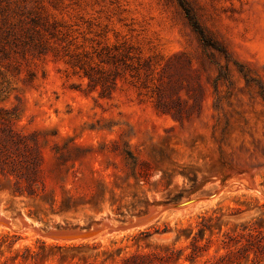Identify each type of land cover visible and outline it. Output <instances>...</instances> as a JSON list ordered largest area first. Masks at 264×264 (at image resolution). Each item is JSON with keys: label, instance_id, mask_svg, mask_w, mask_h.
I'll return each instance as SVG.
<instances>
[{"label": "rangeland", "instance_id": "obj_1", "mask_svg": "<svg viewBox=\"0 0 264 264\" xmlns=\"http://www.w3.org/2000/svg\"><path fill=\"white\" fill-rule=\"evenodd\" d=\"M187 1L229 60L177 0H0V264H120L193 236L194 264L247 243L264 257V0ZM89 64L117 85L90 84ZM148 210L126 231L42 235Z\"/></svg>", "mask_w": 264, "mask_h": 264}, {"label": "trees", "instance_id": "obj_2", "mask_svg": "<svg viewBox=\"0 0 264 264\" xmlns=\"http://www.w3.org/2000/svg\"><path fill=\"white\" fill-rule=\"evenodd\" d=\"M181 8L186 14V17L188 18V21L194 30L196 34L198 35L200 41L202 42L203 46L216 48L220 52H222L225 57L229 60V54L227 52V49L222 46L220 43L215 41L211 36L208 35V33L205 31L204 27L200 24L197 17L192 13V9L190 8V5L187 0H177ZM124 58L127 57V54L121 53ZM109 61L114 64H117L120 60H124V58L118 59L115 55H108ZM83 68V74L84 76L89 78V83L92 84V82H95L96 84H100L102 87V92L106 91L108 89L107 86H110L107 84L108 81H110L111 84L117 85V79L114 77H111V73H107L104 70V68L100 67L98 69L94 70V66L89 64L87 67ZM242 68V67H241ZM242 70V69H240ZM97 73V75H96ZM36 180V179H35ZM26 194H28L30 197H38L39 194L34 189V187L30 186L28 189H26ZM24 190H16L13 192V195H21L24 194ZM56 202V199L53 200L52 204ZM52 208V206H51ZM32 214V213H31ZM151 228L153 226L140 231L138 234L143 235L145 237H150L153 234L156 233H165L168 232L169 229H160L158 227H154V230L152 231ZM180 236H178V239ZM44 245V241H42ZM251 243H247L241 247H239L236 251H229V253L226 254V256H222L217 262L211 263V264H262L264 263V257H259L256 254V250L250 247ZM101 243H92L89 242H82L79 245H73L77 247H90V248H98L100 247ZM260 248L264 247V245H258ZM61 247V246H60ZM163 251H151L148 253H136L132 254L126 258L123 259L122 263L120 264H157V263H172V262H178L180 264H183L184 262L188 261L190 264L195 263V258L201 252L202 248L197 243V237L193 236L192 240L189 242V248L191 249L190 252L184 254L182 253L181 249L174 248L171 244H162L158 246ZM26 250H29L27 248ZM251 252L255 254V257H251Z\"/></svg>", "mask_w": 264, "mask_h": 264}, {"label": "water", "instance_id": "obj_3", "mask_svg": "<svg viewBox=\"0 0 264 264\" xmlns=\"http://www.w3.org/2000/svg\"><path fill=\"white\" fill-rule=\"evenodd\" d=\"M195 202V201H194ZM193 202H190L188 204H191ZM185 204V205H188ZM182 205V206H185ZM177 207L179 204H177ZM154 217V211L148 210V212L142 213L140 215L135 216L134 218L121 222L118 224H113L110 219H105L102 222H95L92 224L91 227L82 229V228H50L44 232H42V235L46 237H50L57 240H75V239H86L91 238L92 236L99 233L103 228H107L108 231H126L133 228L140 227L149 221L153 219ZM109 220V222L107 221Z\"/></svg>", "mask_w": 264, "mask_h": 264}, {"label": "bare ground", "instance_id": "obj_4", "mask_svg": "<svg viewBox=\"0 0 264 264\" xmlns=\"http://www.w3.org/2000/svg\"><path fill=\"white\" fill-rule=\"evenodd\" d=\"M249 185H251V184H249ZM258 189V188H257ZM198 199H187V200H184V201H182V202H180V203H178L179 204V206H182V205H185V204H188V203H190V202H193L194 203V201L196 202ZM1 213V212H0ZM107 221V220H106ZM107 222H109V220L107 221ZM26 226L27 227H29L28 226V224H27V222H26ZM19 228V227H18Z\"/></svg>", "mask_w": 264, "mask_h": 264}]
</instances>
